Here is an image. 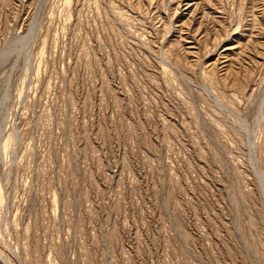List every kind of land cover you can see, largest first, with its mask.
I'll return each mask as SVG.
<instances>
[{"label": "rangeland", "instance_id": "374dc122", "mask_svg": "<svg viewBox=\"0 0 264 264\" xmlns=\"http://www.w3.org/2000/svg\"><path fill=\"white\" fill-rule=\"evenodd\" d=\"M0 264H264V0H0Z\"/></svg>", "mask_w": 264, "mask_h": 264}]
</instances>
